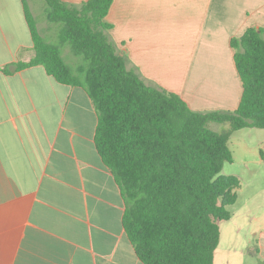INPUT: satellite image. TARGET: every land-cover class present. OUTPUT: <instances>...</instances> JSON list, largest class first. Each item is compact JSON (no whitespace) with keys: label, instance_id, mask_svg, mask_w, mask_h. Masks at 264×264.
<instances>
[{"label":"crops","instance_id":"crops-1","mask_svg":"<svg viewBox=\"0 0 264 264\" xmlns=\"http://www.w3.org/2000/svg\"><path fill=\"white\" fill-rule=\"evenodd\" d=\"M105 20L117 53L146 82L179 75L175 93L193 110H234L242 86L230 38L264 27V0H112ZM33 56L21 1L0 0V264H143L122 225L120 189L95 148L97 113L85 90L42 65L3 71ZM240 191L220 230L244 244L220 240L216 253L258 264L264 204L247 202L246 216H236ZM220 262L230 264L228 256Z\"/></svg>","mask_w":264,"mask_h":264},{"label":"trees","instance_id":"trees-1","mask_svg":"<svg viewBox=\"0 0 264 264\" xmlns=\"http://www.w3.org/2000/svg\"><path fill=\"white\" fill-rule=\"evenodd\" d=\"M34 56L3 68L42 65L59 83L79 86L97 113L95 148L124 204L122 225L143 264H214L220 222L231 218L239 178L228 140L242 128L264 129V27L230 38L242 92L234 110L198 111L177 93L147 83L118 54L105 20L112 0H43L48 32L38 29L29 0H20ZM82 62L74 69L62 47ZM209 122L227 123L214 130ZM258 264H264L260 262Z\"/></svg>","mask_w":264,"mask_h":264},{"label":"rangeland","instance_id":"rangeland-1","mask_svg":"<svg viewBox=\"0 0 264 264\" xmlns=\"http://www.w3.org/2000/svg\"><path fill=\"white\" fill-rule=\"evenodd\" d=\"M30 1L32 3V12L36 18L37 23L40 24V27L45 28V32H47L44 33V35L48 40H50V42L58 43V25L53 24L52 28L50 29V32H48L46 27H44L45 16L43 9L45 7V3L43 2V0ZM40 30L42 31V29ZM62 53L65 60L74 69L82 62V57L75 56L67 45L62 47ZM177 67H180L181 69V65H178ZM150 76H154L155 78L149 77L151 78V80H147L149 84L164 89L169 88L167 90L175 89V91L172 90V92H181L178 90L179 86L182 83V80H179V75L164 74ZM208 125L214 130H222L229 128V125L227 123L209 122ZM228 146L232 151L233 162L225 163L222 168V172L224 174H235L239 178L241 186L239 202L238 204L233 206L232 211L234 212V214L236 213V216L239 215V212H243V215L246 216V211H248L249 206L247 202H250V205L252 206L264 204V129L242 128L241 130H235L232 132L228 140ZM244 200L245 208L240 209V206L242 204L241 201ZM235 210H238V213L235 212ZM261 217L262 219H264V213H262ZM221 223L223 225L224 222L222 221ZM223 227L224 226H222L223 234L220 238L222 243L226 242L225 244L228 245V243L232 242V245L237 244V246L244 244V240L240 239L239 237L237 239L230 238L231 241H228L227 238L229 235L227 234L229 232H227V229L224 230ZM225 235L227 237H225ZM225 256H228L230 264H237L239 262V259L233 255L226 253H216L214 263L222 264V262H220V258H223ZM245 260L250 261V258L247 256ZM224 263L225 262H223V264Z\"/></svg>","mask_w":264,"mask_h":264}]
</instances>
